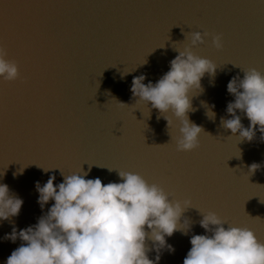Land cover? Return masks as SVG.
<instances>
[{
	"label": "water",
	"instance_id": "95a60500",
	"mask_svg": "<svg viewBox=\"0 0 264 264\" xmlns=\"http://www.w3.org/2000/svg\"><path fill=\"white\" fill-rule=\"evenodd\" d=\"M194 32L204 43L192 52L217 69L191 97L188 119L203 129L199 147L177 152L170 136L178 135L179 122L167 114L168 129L150 105H134L130 88L140 75L145 84L157 82L179 54L173 47L182 51ZM0 47L20 73L14 82L0 79V183L23 200L18 217L0 221V264L22 243L5 234L35 225L52 206L41 210L36 182L43 186L54 175L59 184L61 171L82 170L104 184L120 182L118 171L133 172L172 200L191 201L181 219L189 233L167 238L175 251H163L159 264H183L191 236L205 234L200 212L264 240V140L257 131L251 143H238L221 126L235 99L229 81L250 69L264 75V0H4ZM253 163L261 167L251 175Z\"/></svg>",
	"mask_w": 264,
	"mask_h": 264
},
{
	"label": "clouds",
	"instance_id": "9594fccd",
	"mask_svg": "<svg viewBox=\"0 0 264 264\" xmlns=\"http://www.w3.org/2000/svg\"><path fill=\"white\" fill-rule=\"evenodd\" d=\"M188 39L189 44L182 51L173 47L179 54L157 82L145 84L146 77L140 75L133 78L130 88L134 105H150V111L155 109L164 116L168 129L171 121L167 114L179 122L178 135L170 136L177 152H191L199 147L203 129L188 119V113L194 111L191 97L202 92L205 74L214 77L217 69L214 63L192 52L204 43L201 33H191ZM212 43L221 49L219 36H214ZM6 55L0 47V79L14 82L19 79V69ZM243 73V79L234 77L227 84V92L235 99L226 107L231 118H221V126L237 137L238 143H251L257 131L264 140V75L255 69ZM237 112L249 121L247 128ZM206 115L215 118L212 110ZM260 167L253 163L248 172L252 175ZM42 169L46 173L50 170ZM61 175L63 181L59 184L54 183V175L43 186L36 182L41 210L50 201L52 206L35 225L19 231L13 227L11 233L5 234L4 240L22 242L5 264H159L163 251H175L167 238L177 231L184 235L190 231V223H182L181 219L192 207L191 201L172 200L161 187L149 184L139 174L118 171L120 182L107 184L99 178L86 179L88 173L82 170L71 175L61 171ZM22 205L23 200L0 183V221L18 217ZM200 213L199 226L205 234L191 236V248L183 264H264V243L251 230L227 225L215 212ZM146 241H151V248ZM153 251L156 256L149 259V252Z\"/></svg>",
	"mask_w": 264,
	"mask_h": 264
},
{
	"label": "snow or ice",
	"instance_id": "6c2138e0",
	"mask_svg": "<svg viewBox=\"0 0 264 264\" xmlns=\"http://www.w3.org/2000/svg\"><path fill=\"white\" fill-rule=\"evenodd\" d=\"M2 6H4V0H0V7H2ZM164 45V44H163ZM159 48V47H158ZM143 61H146V59H144ZM236 66V65H235ZM145 143V142H144ZM149 147V146H148ZM151 147H153V146H151ZM150 147V148H151ZM160 148H162V146H159V147H157L156 146V149L157 150H159ZM97 165V164H96ZM98 166H100V167H102L101 165H98ZM51 169H55V168H51ZM249 183V182H248ZM250 184V183H249ZM253 196H251L250 198H252ZM193 208H196V209H198L199 211H200V209L199 208H197V207H193ZM245 212V211H244ZM245 215L248 217V219L249 220H253V218L252 217H250L246 212H245ZM260 220H261V222H264V219H261L260 218ZM225 222L227 223V221L225 220ZM258 240V239H257ZM259 242H261V243H264V240H258Z\"/></svg>",
	"mask_w": 264,
	"mask_h": 264
}]
</instances>
